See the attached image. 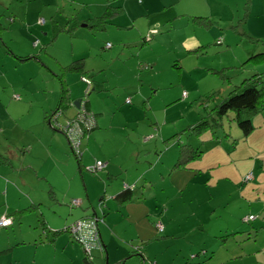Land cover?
Returning <instances> with one entry per match:
<instances>
[{"label":"rangeland","instance_id":"obj_1","mask_svg":"<svg viewBox=\"0 0 264 264\" xmlns=\"http://www.w3.org/2000/svg\"><path fill=\"white\" fill-rule=\"evenodd\" d=\"M125 1L117 2L124 5ZM134 1L136 8L140 9L139 14L146 15L148 13L146 0ZM231 1L218 0V4L228 6ZM103 2L102 0H0V22L6 29L0 34V178L2 180L0 217L7 212L10 215L14 211L30 206L31 200L28 194L38 196L33 204L39 205L40 200H45L52 205L50 210L49 206L46 207L48 210L42 208L40 212L43 213V217L39 212L31 211L17 216L9 227L0 229V264H84L86 255L80 244L71 239L69 232L60 234L63 237L61 242L59 240L51 244L41 242L52 239L51 231L54 233L66 228V221L69 222L71 219L70 213L81 211L88 205L85 197L77 196L80 191L83 193L86 189L89 196L91 195L90 202L99 210V198L108 197L116 190L118 184L123 185L117 177L109 181L105 168L96 175L83 169V174L80 175L76 169L77 162L71 152L69 153L76 172L71 183H68L62 179L64 176L61 178L57 176L55 170L57 165L55 162L62 156L56 153V157L51 152H47L46 148L39 146L40 136L34 133L36 130L40 132L38 126L41 118L40 106H48L52 104V97H58L60 92L58 76H62L68 84L73 98L78 97L77 100L83 102L99 103L98 107L101 108L105 105V117L107 120L108 117L110 119L104 121L106 132L91 137L87 149L85 148L87 140L83 142L84 166L89 165L93 168L97 161L103 165L111 162L116 171L120 170L118 166L121 157L115 155L120 152L129 156L122 140L125 122L141 119L147 125L145 129L154 127L153 132L149 129V135H153L149 137L152 141L144 148L140 147L138 162L135 163L136 160L132 162L130 157L126 160L125 167L121 168L129 171L132 167L133 169L137 167L140 174H146L143 181L139 182L137 176L132 183L133 190L138 194L127 206L131 219L114 214L115 207L101 205L106 213L107 210L111 211L105 218L107 222L99 223L101 231L104 226L107 229L111 228L109 223L116 225L112 229L116 239H112L109 245L108 264H116V260H124L123 264H194L191 259L196 254L200 256L203 250L200 241H204L208 248H214L213 237L218 230L235 223L232 214L234 216L239 214L241 209L249 210V203L251 209L255 208L259 203L255 194L264 191L262 189L264 171L260 169H256L254 173L248 171L253 177L256 173V183L251 181L242 185L245 192L251 195L250 198L241 195V186L234 185L233 188L230 181L223 179L231 175L232 170L234 176L239 178L241 174V177H244L245 164L240 159L247 153L244 148L240 147L236 154L219 161L221 165H216L219 167L214 170H208L206 167L208 160L202 170L192 167L188 170H176L173 169V165L177 158L178 144L172 141L164 143L173 134L187 130L202 118L203 112L195 102L197 93L204 95L212 89H219L223 95H227L231 89V85L226 80H224L226 83L221 80L220 75H210L207 72L208 68L219 70L240 67L247 59L245 56L247 54L242 53L243 50L256 45L249 44L244 37L237 36L235 40L237 43L228 39L219 46L215 45L214 41H210V46L206 48L208 52L206 57L200 59L185 57L178 42L179 38L170 36L160 39L163 37L160 26L145 27L146 23L137 18L134 27L128 29L126 26L132 25V20L127 18L129 14L117 18L118 20L114 22L127 30L118 29L116 25H108L104 32H94L82 28L84 24L73 33L61 30L71 16L82 22L90 17L100 16L105 9L96 8H100L98 4ZM242 6H233L231 15L224 16L220 20L212 15L213 21H210L208 30L194 26L196 35L191 33L194 32L192 27L188 29L187 36L191 38L196 36L204 43L206 39L207 41L214 39L212 35L214 33L224 32L233 37L231 28L238 25L243 17ZM214 8L213 11L217 9ZM128 11L134 13L133 9ZM203 11L207 9L203 7ZM184 25L183 21L179 24L181 27ZM143 28L148 30L143 37L145 36L146 39L148 37L149 45L142 44L143 39L139 36L141 32L135 33ZM153 30L155 34L151 33ZM239 30H244L249 36L264 38V15L253 17L249 20L248 28L243 24ZM220 38L223 39L222 36ZM227 42H230L231 46ZM216 50L220 53L217 54ZM78 59L84 60L83 66L89 71L88 75H91L92 79L87 74L81 75L63 70ZM178 60L180 70L173 66ZM141 63L148 65L150 69L140 72L141 77L138 79L137 66ZM244 67V70L233 69L225 73L231 78L232 85L239 84L241 80L252 74V67ZM263 69L264 66L254 70L260 72ZM135 73L136 77H134ZM81 77L89 79L92 83L91 92L88 94ZM183 91L186 96L182 98ZM127 98H132L131 105L125 104ZM53 104L56 105V102ZM111 106L114 110L110 108ZM125 106L128 108L127 112L124 110ZM73 113L74 111L71 110L64 115L71 118ZM263 116L264 112L258 117ZM65 118H60V121L64 122ZM255 119L254 124L257 122ZM14 123L17 124V128L10 133L8 126L14 127ZM29 125L33 126V130L27 135L25 131L26 126ZM19 127L22 128L21 131ZM224 127V130L217 133L220 141L216 143L219 144L206 142V149L217 146L219 149L225 148V144L230 143L224 140L223 135L230 132L234 134L236 126L224 121ZM12 140H17L18 143L26 142L27 144L23 145L26 152L29 151L28 147H32L33 152L31 155L27 154L25 162L30 163L35 172L44 176L52 175L59 201L57 204H53L54 201H50L51 199L47 197L45 182L41 179L36 180L33 171L25 169L23 173L10 172L6 162L12 161L17 166L14 159L10 160L11 149L7 147V143H11ZM182 142L190 143L196 149L201 147L199 140L193 136H186L185 133ZM214 145L216 147H213ZM263 159L264 153L256 164H260ZM251 160L254 164L253 157ZM101 172L104 173V177ZM16 183H25L27 188L20 185L18 187ZM6 186H9L8 198L3 194ZM143 186H145L143 189L145 197L140 199ZM12 187L17 190L16 194H12ZM69 189L73 195H67ZM75 198L83 200L81 207L71 208L70 202ZM32 200L35 201L34 198ZM258 213L256 210H251L246 215L250 214L257 218ZM43 218L47 222L45 230L41 229ZM255 223H258V220ZM157 224L163 226L162 233L158 232ZM66 240L69 246L65 243ZM137 249L139 253H136ZM90 254L87 256L90 264H106L105 255L101 256L95 251H91ZM199 256L196 257L198 262Z\"/></svg>","mask_w":264,"mask_h":264},{"label":"crops","instance_id":"obj_2","mask_svg":"<svg viewBox=\"0 0 264 264\" xmlns=\"http://www.w3.org/2000/svg\"><path fill=\"white\" fill-rule=\"evenodd\" d=\"M104 1L102 4H98V6H100V8H96L97 10H100L101 8L104 9L106 8V3L108 1H111V4L115 7H120L123 10V13L121 16L117 17L118 19L120 17L126 16L127 14V18L132 20V25H128L126 27H128V29L134 27L135 24V20L137 18H140L141 20H143L146 23L145 27H148V25H157L162 27V35L163 37H161L160 39L164 38V37H173V38H179L178 42L181 44L182 46V53L183 55H185V57H187L186 55V51L189 50H193L197 47L200 46H210L209 42L210 41H214V43L216 44V42L218 41V39H222L220 38L221 36L223 37V43H225L228 39H230V42H235V40L238 38L237 34L233 32V37L227 35L226 33L223 32V34H219V33H214L212 35H214V39L207 41V39L205 40L206 43H204V41L196 38V36H192V38L190 36H187L188 33V29L192 28L194 26H196L195 23H193V19L195 17H202V18H207L209 21H213V17L212 15H215L220 19H222L224 16H229L232 13L233 10V6L239 5L244 7L243 8V17H244V11H245V4L248 0H232L230 3H228V6H221L220 4H218V0L214 1V0H146V11H148V13L144 16H142V14H139L140 9H137L135 6V1L133 0L132 2H130L129 0L125 1V4H119L116 0H102ZM213 1V2H210ZM249 7H248V14L245 20V28H248L249 26V20H251L253 17H258V15H264V0H250L249 3ZM203 7H205L207 9V11H203ZM214 7H217L216 10L213 11V9H215ZM131 9L134 10V13L129 12L128 10L131 11ZM236 12V11H235ZM15 17V16H14ZM75 17V16H74ZM95 17V16H94ZM242 17V18H243ZM92 18V17H90ZM88 18V19H90ZM115 19L116 21L118 19ZM241 18V19H242ZM73 19H76L78 22H82L79 21L76 17L73 18V16H71V19H69L68 21H71ZM240 19V20H241ZM114 20V22H115ZM239 20V21H240ZM86 21V20H84ZM182 21L185 23L184 27L179 26L180 23H182ZM113 25H116L115 23ZM198 27V26H196ZM82 28H86L85 26H83ZM116 28L118 29H124L127 30L125 28H122L120 25H116ZM200 28V27H198ZM194 30V32H191L193 35H196L195 33V27L192 28ZM6 30V29H5ZM4 30V31H5ZM208 30V29H207ZM148 32V30H146V28H143V30H139L136 31L135 33L138 34L139 32H141L139 34L140 38H144L143 35L145 32ZM155 32V30H153ZM172 31H175L176 33H173ZM152 33V32H151ZM142 35V36H141ZM254 39H259V40H264V38H257V36H251ZM158 39V40H160ZM143 41V40H142ZM227 42V43H230ZM144 44V42L142 43ZM148 44V43H147ZM149 45V44H148ZM256 47H249V53H253L255 51H261L263 49V47L258 46L259 44H255ZM231 46V43H230ZM207 47V48H208ZM179 56L181 54H178ZM191 57V56H190ZM202 58V57H201ZM195 59H200V58H195ZM240 61V60H238ZM241 63V61L239 62ZM64 68V67H63ZM138 72H137V77L138 79L141 77L140 76V72L143 71H147L148 69H150V67L146 64H138L137 66ZM136 71V70H135ZM88 75V74H87ZM88 77H90V79H92L91 75H88ZM134 77H136V73L134 74ZM65 84L68 86V84L65 82ZM69 92H70V105L68 108L65 109H60L59 111L63 113V115H67V113L71 110L74 111L73 114H75V112H77V110L73 107L74 103L80 100H77L78 97L73 98L72 97V93L71 90L68 86ZM93 90V89H92ZM184 92V91H183ZM182 92V93H183ZM60 93V92H59ZM58 93V97H52V104L46 106H40L41 108V113H40V120L38 121V126L40 129V132H38L37 130L35 131L34 135H39L40 136V144L39 146L46 148L45 150L47 152H51L53 155H56V153L59 156H62V158H58L59 160H56V166H55V170L57 172V176L59 175L60 178L62 176H64V178L68 183L72 181V177L74 172H76L75 167H74V162L72 157L70 156V151L68 149L67 143L64 139V137L56 131H53L52 129H49L50 127L47 124L46 118L49 114H51L54 110L57 109L58 104H59V98H60V94ZM200 95V93H197L196 96ZM53 102H56V105L53 104ZM114 104V103H112ZM126 104V102H125ZM132 104V98H130V104L127 105H131ZM72 105V106H71ZM87 109L91 112L94 113V115L96 116V129L92 132V134L90 135V137L88 138V140L85 143V148L87 149L89 146V140L91 139V137H95L96 134H101L105 131V122L104 121H110L109 117L108 120L105 117V105L101 107L99 106V103H95V102H88L87 101ZM123 107V106H121ZM110 108L113 109V107L111 106ZM114 110V109H113ZM124 110L127 112L128 108H124ZM129 111H131V109H129ZM114 112V111H113ZM112 112V113H113ZM114 114V113H113ZM102 117H99V116ZM108 115V114H107ZM131 115V114H129ZM74 116V115H72ZM132 116V115H131ZM66 117V116H65ZM62 121V120H61ZM256 124L255 125V130L254 132H252V134L245 140L240 139V135L237 131H235V135L234 137H236L237 139H239V141H236L235 146H233L231 143H227L225 144V148H220L217 146H213L216 148H210V149H206L207 146H205L206 142H211V144H219L216 143L218 141H214V140H209L206 142L201 143V147L202 148V156L201 159L199 161H196L194 164H192V166L195 167V169H199L202 170L203 169V165L205 164L206 160L207 161V168L211 167H215L216 165H221V163L219 161H222V159H224L225 157H229L231 154H236L239 151V148L241 147V149H245L247 150V153L241 157L240 159H242L243 164H245V170H244V176L247 175V173L249 174L250 172H248L249 170L252 171L253 173L256 172V169H260L262 171H264V159L261 160V163L259 164V168H258V164H256L258 158L264 153V116L263 117H258L257 119H255ZM112 122V121H111ZM135 123H137L135 125ZM152 124V123H151ZM14 127L10 128V126H8V130L10 131V133H13V131L17 128V124L14 123ZM142 125V127H141ZM48 126V127H47ZM145 125L143 120L141 119H135L134 120H128L125 122L124 124V134L122 136V140H124L123 142V147L127 148V151L129 153V156H125L124 154H120V152H117V155H115L116 157H121V162L120 165L119 164V168L120 170H115L113 167H115L113 164H111V162H107L104 166L105 171H106V177L109 179V181L119 178L120 181L122 182V184H126L129 186H133V181L136 179V177L138 176V180L139 182L143 181L146 177L145 173L140 174V172H138V168L135 167L133 169V167L127 171V170H123L121 169L122 167H125V163L127 159H130V157H132V162L133 160L135 163L138 162V158L140 157V147H145L147 146L152 140L149 139L150 136L153 135H149V129L150 132H153V128L154 127H150L149 129H145ZM46 127L48 129H46ZM20 131L22 130V128H18ZM33 130V126H26V134L28 135L29 132H32ZM46 130V131H45ZM12 137V136H11ZM12 139V138H11ZM150 140V141H149ZM226 140V139H225ZM230 138L228 139V142ZM249 143L251 145H249ZM8 144V148L11 149V151L9 152V157L11 158L10 160L14 159L17 163V166H15V163H13L12 161L10 162H6L5 164L9 166L10 172H19L22 171V173L24 172L23 170H30L33 171L35 174V178L36 180H43L47 186V190H48V194L47 197L49 199H51L50 201H54L53 204H57L58 201V197L56 194V190H55V186H53V177L52 175H39L38 172L34 171L33 166L30 165V163H27V161L25 162V158L27 156V154H32L33 149L32 147H28L29 151L26 152L27 150L23 148V145H26L27 143L23 141H20L19 143L17 142V140H12V142L7 143ZM17 144L19 146H17ZM190 144V143H189ZM210 144V145H211ZM165 145V144H164ZM192 146V144H190ZM208 145V146H210ZM14 146V148L12 147ZM15 149V150H14ZM220 150V151H218ZM218 151V152H217ZM217 152V153H215ZM253 153H257V155H253ZM209 156V157H208ZM251 157L254 158V164L252 163ZM207 158V159H206ZM57 159V158H56ZM84 159V158H83ZM82 159V160H83ZM250 161H251V165H250ZM39 163V162H37ZM229 164V162H228ZM5 165V166H6ZM81 165L82 167H84L83 162L81 161ZM36 166V165H35ZM61 167V168H60ZM219 166H216L215 168L211 169H217ZM40 169V168H39ZM76 169H78V165L76 167ZM43 174H45V172H43L42 170H40ZM79 171V170H78ZM234 170H232L231 175L229 176H225L223 177L224 180H228L233 184V188L234 185H236L237 187L241 186V181L242 175L239 174V178L235 175L234 176ZM79 174L82 175L83 172ZM103 174L104 177V173L101 172V175ZM132 174V176H131ZM219 179H217L218 181ZM233 181V182H232ZM2 180L0 178V186L2 185ZM252 182H257V176L255 173V176L253 177V181ZM118 184V183H117ZM16 186L19 185L27 188L26 184H15ZM123 185H119L118 187H116V190H114V192H112L108 197H100L98 200L99 203V207H100V211L98 209H94L91 201V195L89 196V193L86 192V189H84V192L80 193L77 195L80 198L83 196L87 199L88 201V205L86 207H83L81 209V211H77L74 213H70L71 219L69 220V222L66 221V224L68 226H70L71 224H73L76 220L79 219H86L92 216L93 211L96 213V215L98 217H104V220H102L103 223H106L107 221L105 220V218L107 217L108 213H110L111 211L107 210V213L104 209H102L101 207V203H102V199L104 198V202L102 204V206H109L110 208H116L114 214H120L121 217H127L129 220L131 219V215H129L127 206L130 205L133 201V198L135 197V195H137L138 193L135 192L133 190V195H132V200L130 203L124 205V206H118L114 200L113 197H115L118 193L121 192V190L123 189ZM259 186V184H256ZM69 187V185H67ZM134 187V186H133ZM260 187V186H259ZM145 186L142 187V192L140 194V199L144 198V189ZM5 192H3L4 197L8 198L9 195V186H6V188L4 187ZM71 189V187H70ZM70 189L69 191H67V195H73L70 193ZM119 189V190H118ZM241 195L242 196H247L248 198L251 197V195L248 192H245L244 190V186H241ZM264 189V188H262ZM12 194H16L17 190L15 188L12 187L11 190ZM76 192V191H75ZM29 195V200L31 204L35 203L38 198V196H33L32 194H28ZM262 195V196H260ZM258 196L256 198V201L259 202L255 205V208L251 209V203H249L248 208L249 210H245V209H241L239 214L235 215L232 214L233 218H234V222L232 226H223L218 230V233L215 234V236L213 237L214 240V245H212V247L214 248H208V246H206L204 241H200V245L203 247V251H204V257L206 260L205 264H264V191L263 192H258L255 194V197ZM78 197V198H79ZM32 198L35 199V201L32 200ZM75 198V199H78ZM81 200V205L80 207L83 205V200ZM40 207L38 208L37 212L40 213L41 217H43V213L40 212L42 210V208L48 207V209L50 210L52 205L48 204L45 200L39 202ZM92 207V208H91ZM46 209V210H48ZM251 210H256L258 213L257 218H255L254 221L245 223L244 222V218L247 216H252L250 214L246 213H250ZM7 216H9L8 212L5 214ZM104 215V216H103ZM258 220V223H255V221ZM69 223V224H68ZM255 223V224H254ZM64 224V225H66ZM247 224V225H245ZM47 225V222L44 221V218L42 220V226L41 229L45 230ZM100 225V224H99ZM98 225L99 228V232H100V238H101V242L103 244L104 247V255L106 256L105 260H107V257L109 256V245L112 239H116V237L114 236V233H112V229L116 227L115 223H109L108 225L111 227L109 229H107L105 226L103 227V231H101L100 227ZM107 225V224H106ZM53 229V228H51ZM61 229V228H60ZM65 233V232H63ZM61 233V234H63ZM50 235L52 236V241H48V239L46 240L47 242H41V243H54V241L56 240H61L63 237L60 236V234H54L52 231L50 232ZM70 236V235H69ZM114 236V237H113ZM71 237V236H70ZM224 237V239L222 238ZM72 239V238H71ZM73 240V239H72ZM35 242V241H34ZM61 242V241H60ZM75 242V241H74ZM67 246H69V242L66 240ZM215 243H217V245H215ZM57 244V242H56ZM204 245V246H203ZM81 247V246H80ZM124 259V258H123ZM203 259V258H202ZM116 264L119 263H124V260L115 261Z\"/></svg>","mask_w":264,"mask_h":264},{"label":"trees","instance_id":"obj_3","mask_svg":"<svg viewBox=\"0 0 264 264\" xmlns=\"http://www.w3.org/2000/svg\"><path fill=\"white\" fill-rule=\"evenodd\" d=\"M249 3H250V0H248L246 2V4L244 5L245 6L244 17L238 22V25L233 26L231 29L238 36L244 37L248 41L249 44H260L261 47L264 48V40L263 39L262 40L254 39L253 37L249 36L244 30H239L241 28V25L243 26V24H245V20H246L247 14H248L247 13L248 7L250 5ZM105 7L106 8H105L104 12L100 16L92 17V18L87 19L86 21H83V22H78L76 19H73L71 21H68L66 23V25L61 28V30L66 31L67 33H73L78 27H80L81 24H84V26L89 30H92L94 32H104L106 30V27L108 25H113L114 20L117 17L121 16L123 13V10L120 7L113 6L111 4V1H108L106 3ZM193 23H195L196 26L204 28L206 30L210 27V21L207 18L195 17L193 19ZM4 30L5 29L3 28V25L0 22V34ZM155 33L156 32L152 31V34H155ZM147 39H148V37H147ZM147 39H146V37L143 38L144 44L148 43ZM234 43H237V42H234ZM215 45H219V46L223 45V40L222 39L218 40ZM260 45H258V46H260ZM207 47H208V45L207 46H200V47H197L193 50L186 51V55L194 57V58L206 57L208 55V52L206 50ZM215 52L217 54L220 53L217 50ZM242 53L247 54V55H245V56H247V59L242 63V65L240 67H235V68L228 67V68H221L219 70H214L213 68H208V70H207V72L210 75H217L218 74L221 76V78H222L221 80H223V81L226 80L228 82V84L231 85V89L228 91L227 95H223L219 89H212L211 91L207 92L204 95L201 94V95L196 96L195 102L198 103V106L201 108V110L203 112V115L201 116L202 118H200L199 121H197L194 125L190 126L187 130H182L181 132L175 133L170 138L166 139V141H164V143H168V142L172 141V142H176L178 144L177 158L174 162L173 169L188 170V169H190V167L195 169V167L192 166V164H194L196 161H199L201 159L202 154H203L202 151L200 150V147L198 149H196L193 146H191L190 144H188L186 142H182V136L184 135V133L186 136H190V137L193 136L196 140H200L202 143L206 142V140L207 141H209V140L220 141V137L217 136V133L222 129L224 130V128H225L224 127V121L229 122V123H233L236 126L235 131H237L239 133L240 139H242V140L247 139L252 134V132H254L256 127L253 123V120L257 116H259L260 114H262L264 112V69L261 70L260 72L254 70L256 68H260V67L264 66V49H262L261 51H255L253 53H249V47H247L245 50H243ZM83 65H84V60L78 59L76 61H73L70 66H67L64 69L63 68L62 69L67 70L69 72H77V73H80L81 75L88 74L89 71L85 70ZM173 66H174V68H176L178 70L181 69V67L179 65V60L176 61ZM244 66L252 67L253 68V70L251 72L252 74L249 77L241 80V82L239 84L232 85V83L230 82L231 78H229L225 73L227 71H231L233 69L234 70H236V69L244 70V68H245ZM81 78L90 82V86H89V88H87L86 83L81 81L87 88L86 94L90 93L91 92L90 88L92 87L91 81L89 79H85L84 77H81ZM58 79L60 82L59 104H58L57 109L54 110L50 115L47 116V118H46L47 124L50 127V129H52L53 131L59 132L64 137L69 151L75 157V160H76L77 165H78V170L80 171V173L83 172V169H84L87 172H90L91 174L96 175L97 173H99L100 171L103 170L105 164L103 165V168L98 172L92 171L91 170L92 168L89 165L84 166V167H82V165H81V161L84 158V153H83L84 151L82 150V147H83L82 144H83V142L88 140L89 136L96 129V127L81 140V146H80L81 153H80V155L76 156L70 148L67 136L64 134L63 131H61L60 125L65 126L67 121L75 120V117L79 112L78 111L79 108L76 109V107L73 105V107L77 110V112H75V114H73L74 116H72L71 118H70V116L69 117L66 116V118H65V115H63V113L59 111L62 108L65 109V108L69 107V105H70V92H69L68 86L65 84V81L62 79V76H58ZM181 96H182V98L185 97L186 93L183 92ZM15 97L18 98V96H15ZM80 102H81V105L84 104L83 107L85 108V111L90 113L91 115H93L95 122H96V117H95L94 113L87 109V106H86L87 102H83V101H80ZM125 102H126V104H130V99L127 98L125 100ZM56 114H58V117L56 118L57 124L52 123L50 121V117L53 115H56ZM62 117L65 118L64 122L60 121V118H62ZM234 135H235V133L233 134L231 132L229 134L224 133L223 138H224V140L225 139L228 140L230 138V140H229L230 143L233 146H235L236 141H239V139L234 137ZM97 162H99V161H97ZM215 167L210 166L208 168V170L213 169ZM248 176H250V177L248 180H246V177H248ZM251 181H253V176H252V174L249 173L243 177V179L241 181V186L245 185ZM132 195H133V186H129V185L124 184L121 192L118 193L115 197H113V200L118 206H124V205L131 202ZM105 200H104V198L102 199L101 205L103 204V202ZM73 201H79L80 203L78 205H74ZM70 205L72 206L71 208L80 207L81 200L72 199L70 202ZM39 207H40V205L31 204L27 208L14 211L9 216L3 215L0 217V219L3 217L10 219L11 224H12V222H14V220L17 218V216H21V215L30 213L31 211L36 212ZM94 209L96 210V208H94ZM250 218H252V219H250ZM255 218L256 217H254V216H247L244 218V222L248 223V222L254 221ZM92 219H96L98 221V225H99V223L102 222V220H104V217H98V216L94 217L93 213H92L91 217L86 218V219H79L76 221H89ZM10 225H8L7 227H9ZM7 227H0V229H5ZM68 227H66L60 231H55L54 234L58 235V234H61L63 232H69ZM97 228H98V226H97ZM163 231H164V228H163L162 232ZM162 232H159V233H162ZM98 233H99V238H100L99 228H98ZM71 238L73 239L72 236H71ZM222 238L224 239V237H222ZM50 241H52V240H50ZM100 245L102 247V250L95 248V249H91L89 251V253L84 251V249L82 248L85 255H86V258H84V260H83L84 264H90L91 263L88 261V257H87V256L91 255L90 254L91 251L98 252L101 254V256L104 255V247H103V244L101 242V238H100ZM7 251H9V250H7ZM4 252H6V251H4ZM134 253H135V251H134ZM136 253H139L138 249H137ZM198 256L199 255L196 254L191 259V260H193V263L198 264L201 261V263H199V264H205L206 260H204L205 257H204V251L203 250L201 251L200 256H199V258H200L199 262L196 259V257H198ZM119 264H122V263H119Z\"/></svg>","mask_w":264,"mask_h":264},{"label":"built area","instance_id":"obj_4","mask_svg":"<svg viewBox=\"0 0 264 264\" xmlns=\"http://www.w3.org/2000/svg\"><path fill=\"white\" fill-rule=\"evenodd\" d=\"M81 81L86 83L87 88H89V81L84 79H81ZM83 106L84 104L81 105L80 102L78 110L79 112L76 115L75 120L67 121L65 126L60 125L61 131H63L67 136L70 148L76 156L80 155L81 153V140L96 127V122L93 115L86 112ZM56 115L50 117V121L55 124H57L56 118L58 117V114ZM102 168L103 164L101 162H96L95 166L91 170L94 172H98ZM249 177L250 176L246 177V180H248ZM79 203V201H73L74 205H78ZM10 224V219H7L5 217L0 219V227H7ZM97 226L98 221L96 219H92L89 221H76L70 225L69 233L73 237V240L77 241L84 249V251L89 253L91 249L95 248L102 250ZM156 228L158 232H162L163 230L161 224H157Z\"/></svg>","mask_w":264,"mask_h":264},{"label":"water","instance_id":"obj_5","mask_svg":"<svg viewBox=\"0 0 264 264\" xmlns=\"http://www.w3.org/2000/svg\"><path fill=\"white\" fill-rule=\"evenodd\" d=\"M79 104H80V101H77V102H75L74 103V106L76 107V109H78L79 108ZM93 216L94 217H96L97 215H96V213L93 211ZM106 264H108V262L106 261Z\"/></svg>","mask_w":264,"mask_h":264}]
</instances>
